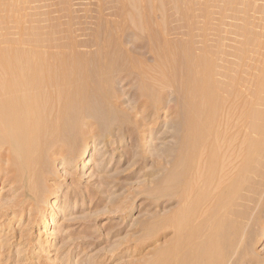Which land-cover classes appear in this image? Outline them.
I'll use <instances>...</instances> for the list:
<instances>
[{
  "label": "rangeland",
  "instance_id": "374dc122",
  "mask_svg": "<svg viewBox=\"0 0 264 264\" xmlns=\"http://www.w3.org/2000/svg\"><path fill=\"white\" fill-rule=\"evenodd\" d=\"M157 42L168 45L176 55L218 57L210 68L215 71L214 80L221 84L237 79L241 97L236 104L246 107L253 101L254 108L264 112V0H0L1 55L13 46L16 58L38 55L48 65L65 66L59 79L72 80L77 77L74 72L84 68L81 72L91 82L86 115L79 125L74 122L75 110L58 112L69 120L74 117L73 123H68V134L61 139L64 147L49 148L41 157L42 168L22 173L12 150L0 148V264H145L150 258L156 246H138L139 228L156 211L175 206L155 207L149 195L162 159L176 148L181 110L190 97L180 87H170L159 97L162 101L157 107L142 104L137 74L128 71V55L154 64L152 56L160 54L155 50ZM108 62L116 78L100 92L98 67L103 69ZM104 96H110L109 100ZM42 100L53 107L59 104ZM42 112L44 121L56 116ZM239 112L226 116L233 115V120L238 116L241 137L235 142L244 146L253 135L255 140L260 135L251 133L248 116ZM49 132L44 137L55 140ZM85 136L91 148L85 160L77 161L74 152ZM253 165L256 171L249 175L243 193L254 195L257 202L236 248L239 254L228 264L264 262V183H259L264 158ZM258 185L262 187L259 193H250ZM30 188L37 193L30 194ZM56 191L57 197L52 198ZM47 200L53 203L49 213L55 215L45 218L40 210ZM171 237L168 233L159 244Z\"/></svg>",
  "mask_w": 264,
  "mask_h": 264
},
{
  "label": "bare ground",
  "instance_id": "6f19581e",
  "mask_svg": "<svg viewBox=\"0 0 264 264\" xmlns=\"http://www.w3.org/2000/svg\"><path fill=\"white\" fill-rule=\"evenodd\" d=\"M136 20L134 19L133 22ZM135 24L137 26V23ZM158 43L155 50L160 54L152 56L154 64H146L144 59L128 55V71L137 74L136 86L140 91L139 96L143 98L142 104L145 108L159 105L163 95H166L165 88L170 87L174 90L180 87L190 97L187 96L189 98L186 100L182 98V101L185 100L187 103L184 101L186 106L181 107L184 108L181 110L183 118L178 117L180 122L176 132L178 133L176 148L171 150V154L170 150L169 153L166 152L168 154H163L164 159H170H162L160 175L154 181L149 195L155 207L159 208L163 203L167 205L175 203V206L161 213L156 211L142 221L137 244L141 247L156 246L145 264H228L236 253V248L244 235L245 225L254 212L253 205L257 202L254 195L248 197L249 192L244 195L243 191L247 192L246 182L249 175L256 171L253 163L264 158L262 148L264 112L256 110L253 101L251 104H246V107L242 104L239 107L238 103L236 104L237 99L241 97L238 96L240 84L237 79H229L226 83L221 79L223 81L221 84H219L220 80H218L219 83L214 80L216 77H213V72L215 71L211 72L210 68L215 66L216 62L218 63V57L176 55L174 54L176 52H171L174 51L173 49H168V45L161 43L158 45ZM30 53L28 54L31 55ZM15 55L18 54L13 46L6 55L0 53V148L8 146L10 151L12 150V159L15 163L22 165L19 171L24 173L30 169L42 168L41 162L44 158L41 159V157L49 148L64 147L61 139L66 135L68 123H73L74 117L69 120L58 112L75 110L74 122L79 125L80 119L86 115L85 106L90 100L87 90L91 82L88 83L85 78L88 75L81 72L84 68L80 70L81 68L77 65L74 67L77 66L79 72H74L76 67L73 68V72L77 73L74 75L77 77L73 76L72 80L66 81L63 80L61 73L62 67L65 68V66L51 65L53 60L48 65L46 59L38 55H31L29 59L21 57V61ZM111 65L105 64L103 69L98 67L99 78L97 77L96 85L100 92L106 90V87L116 78L113 76L112 68L114 67ZM128 71L126 72L129 73ZM80 72L82 74L79 75ZM60 73L62 79L58 78ZM216 74L222 73L216 72ZM92 87L91 89H94ZM97 88H95L96 91ZM160 96L162 97L159 99ZM108 97L110 96L105 98L109 100ZM44 98L51 101L57 100L59 104L54 107L51 106L50 101L44 104L41 102ZM107 103L110 102L107 101ZM43 110L45 113L48 111L56 116L52 117L51 121H46L47 118L42 121L40 115L44 113ZM239 111H244L248 116L249 123H247L251 133L260 135L256 137V140L253 135V139L251 137L244 146L241 142H235L241 137L239 133L241 122L235 120L238 116H235L234 120L231 119L233 112L237 114ZM227 114L233 115L227 117ZM70 117H72L71 114ZM49 131H52L53 135ZM48 132L55 140L50 141V137L45 138ZM89 139L85 136L80 139V143H77L79 147L74 152L77 161L85 160V153L91 148ZM232 151L233 155L229 154ZM163 155L158 154V156ZM257 156L260 157L259 160ZM231 161L235 163L228 166ZM27 180L32 181L33 178L29 177ZM259 180H261L260 186H263L264 175ZM257 187L251 190L253 188L251 186L250 193L255 194L262 188H259V185ZM35 193L37 189L30 188V194ZM57 195L58 191L53 193L52 198ZM44 206L40 210V215L45 218L55 215V213H49L53 207L50 200H47ZM255 214L257 215L254 213L253 216H256ZM168 233H171L172 237L160 245V240ZM236 254L238 256L239 253ZM230 264H233V261Z\"/></svg>",
  "mask_w": 264,
  "mask_h": 264
}]
</instances>
